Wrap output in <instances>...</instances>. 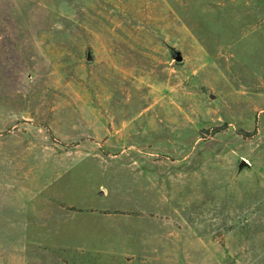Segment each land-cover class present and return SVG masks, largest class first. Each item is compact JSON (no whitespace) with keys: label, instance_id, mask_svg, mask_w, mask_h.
I'll use <instances>...</instances> for the list:
<instances>
[{"label":"rangeland","instance_id":"obj_1","mask_svg":"<svg viewBox=\"0 0 264 264\" xmlns=\"http://www.w3.org/2000/svg\"><path fill=\"white\" fill-rule=\"evenodd\" d=\"M0 264H264V0H0Z\"/></svg>","mask_w":264,"mask_h":264},{"label":"water","instance_id":"obj_2","mask_svg":"<svg viewBox=\"0 0 264 264\" xmlns=\"http://www.w3.org/2000/svg\"><path fill=\"white\" fill-rule=\"evenodd\" d=\"M88 59H89V60L91 59L90 56H88ZM177 60H181V57L178 56V57H177Z\"/></svg>","mask_w":264,"mask_h":264}]
</instances>
